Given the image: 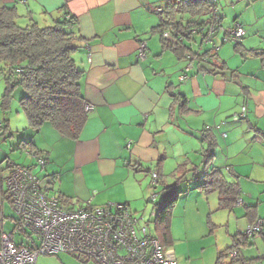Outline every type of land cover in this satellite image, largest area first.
Instances as JSON below:
<instances>
[{"label":"crops","instance_id":"obj_1","mask_svg":"<svg viewBox=\"0 0 264 264\" xmlns=\"http://www.w3.org/2000/svg\"><path fill=\"white\" fill-rule=\"evenodd\" d=\"M24 1L25 4L20 0H0V7L16 8L22 23L32 18L49 24L62 9L77 18L76 30L83 41L74 59L83 72L81 94L94 107L79 139L62 137L48 125L32 138L47 159L41 170L45 175L59 176L51 195L74 202L72 207L116 202L137 210L145 195L154 192L147 186L150 173L144 170L157 172L166 185L168 178L176 179L181 173H176L181 165L184 167L180 171L193 177H203L215 168L224 173L232 171L238 176L239 187L242 180L264 184V67L260 58L244 59L231 45L221 44L223 34H219L216 41L221 44L217 55L221 70L207 73L203 71L204 63L196 58L178 60L173 53L162 50L158 35L152 32L159 24L152 15V0ZM250 25H241L246 32L241 51L263 50L264 34ZM196 38L200 45V36L190 42L195 43ZM140 42L147 47L143 61L136 58ZM187 46L196 52L195 46ZM185 68L187 79L180 82ZM170 92L178 94L180 101L185 99L188 113L180 111V103L172 105ZM242 106L246 107V118L233 122L231 116ZM205 135L215 142L207 169ZM3 156L2 162L7 159ZM187 197L194 203L189 207L178 198L170 223V244L174 248L177 244L179 251L167 249L179 264H216L220 253L240 243L235 236L250 226L249 220L245 218L244 224L237 226L238 210L218 211L216 194L206 196L196 190ZM248 198L247 203L246 198L242 200L243 205L255 206L256 219H264L258 211L260 196L257 204L252 203L253 195ZM186 210L192 216L182 221L179 211ZM223 226L227 233L222 238L217 232ZM230 227L236 231L228 235ZM258 239L264 245V228ZM249 240L244 248L250 247ZM181 247L186 248L184 253ZM241 249L238 252L245 260ZM262 259L264 251L258 258L246 261Z\"/></svg>","mask_w":264,"mask_h":264},{"label":"trees","instance_id":"obj_2","mask_svg":"<svg viewBox=\"0 0 264 264\" xmlns=\"http://www.w3.org/2000/svg\"><path fill=\"white\" fill-rule=\"evenodd\" d=\"M213 8L217 9L216 14H213ZM154 13L158 16L159 24L152 32L158 35L162 50L173 53L178 60L190 61L196 58L199 62L204 63L203 71L207 73H215L217 69L221 70L222 64L218 56H216L218 52L217 54H211L212 49L202 44V29H207L213 25L214 18L218 23V29L221 30L217 35L223 34L222 40L227 36L229 30L235 26L243 29L240 24H234L231 28L224 29L222 27L220 6L217 0H215L214 4L208 0H168L166 7L160 13ZM59 14L55 18L51 17V23L45 25H40L39 22L32 18H27L26 23H22L19 21L21 18L16 8L0 7V73L3 76L5 85L4 93L1 96V108L6 110L14 91L19 87L23 89L24 95L19 100V105L27 119L28 128L32 135L28 141L21 142L19 149L27 151L31 158L36 160L35 167H39L37 165L38 158L43 159L45 165L47 162L46 157L35 147L32 140L33 136L43 126H50L62 137L77 140L80 137L87 116L91 113L85 111V106L88 104L80 89L83 72L76 67L74 59V55L83 41V38L76 30L78 21L66 9H62ZM195 30L198 32L197 36L201 37L199 47L207 48L203 49L202 52L194 53L186 44V42L194 40L195 36L192 35V32ZM164 33H168L167 38L163 37ZM241 41L234 43L233 49L235 52L241 54L244 59L247 57L260 58L264 67V49L260 51H241ZM227 43L230 42L221 44ZM209 54H211V58ZM215 57H217V60L213 62L212 59ZM186 70L187 68L183 70L181 76L187 77ZM169 95L173 100L172 105L180 103V111L188 113L189 110L186 108L185 99L180 101L178 94L171 92ZM4 122L6 124L5 126L0 124V130H6L8 121L5 120ZM205 136L206 140H208V146L204 152V168L207 169L214 155L215 142L213 138L210 139L209 136ZM12 167L19 166L7 163L9 172L6 177L11 172ZM35 167L20 168H25L32 172ZM183 167L184 165H181V167L177 168L176 173L181 172L180 176L176 178V183L170 186L164 185L161 182V176L155 172L159 181L157 188L160 189L161 185L163 188L162 192H159L160 201L152 203L156 214L152 221L147 222V224L151 225L152 222L154 223L158 235V238H154L163 249L168 248L164 246L171 243L170 223L172 212L179 197V193L176 190L177 183L182 181L186 174V172L180 171ZM144 172L150 173L149 176L153 173V171L149 172L148 169H145ZM230 177L233 178L232 181H229ZM193 178L197 180L200 177L194 176ZM202 179L204 182L196 186V189L206 196L216 194L218 211H232L236 206V201L241 200L240 187L237 181L238 176L232 171L224 173L219 169L212 168L204 174ZM0 182L2 184L3 179L0 178ZM6 194L8 195L7 192ZM4 198L11 204L9 195L8 197L2 196L1 200ZM58 198L64 204L69 202L61 196H58ZM72 205H70V208ZM243 206L245 218L249 220L250 225L259 220L256 219L257 208L255 206ZM2 221L5 220L0 213V226ZM207 223L209 228H211L210 216L207 219ZM262 234L263 231L259 236ZM235 238L240 243L234 244L229 249L235 248L238 257L236 261H232L230 264H250L252 261L242 260L238 252L241 245L245 246L250 238L245 235H236ZM76 257L82 258L81 256ZM224 257V253H220L217 256L216 264H222Z\"/></svg>","mask_w":264,"mask_h":264},{"label":"built area","instance_id":"obj_3","mask_svg":"<svg viewBox=\"0 0 264 264\" xmlns=\"http://www.w3.org/2000/svg\"><path fill=\"white\" fill-rule=\"evenodd\" d=\"M208 1L215 3V0ZM20 3L25 4V1L20 0ZM161 11L160 8L156 10ZM216 13L217 9L213 8V14ZM214 20L213 25L202 29V44L212 49L211 54H217L220 46L215 36L221 30ZM192 35L197 36V30ZM244 35V30L235 26L221 41L240 42ZM163 37L167 38L168 33ZM146 50V43L140 42L137 60L145 59ZM216 60L217 57L212 59L213 62ZM186 79V76L179 77L180 82ZM93 110L92 105L85 106L87 113ZM246 113L245 107L240 108L232 116V121L244 120ZM37 165L44 169L45 162L38 158ZM150 177V188L155 189L150 197L153 203L159 196L155 192L159 181L155 172ZM58 178L57 175L40 177L25 168L12 167L3 184L11 198L14 219L9 230H5L6 221L0 226V264H35L39 256L62 253L84 257L94 264H176L173 252L163 249L155 238L148 235V221L145 222L143 215L137 217L121 204H88L70 208L58 196L51 195ZM235 205L242 206V200H237ZM150 213L152 219L154 208ZM263 228L264 220H258L248 226L246 236L260 234ZM236 256L235 251L228 255L229 258Z\"/></svg>","mask_w":264,"mask_h":264},{"label":"rangeland","instance_id":"obj_4","mask_svg":"<svg viewBox=\"0 0 264 264\" xmlns=\"http://www.w3.org/2000/svg\"><path fill=\"white\" fill-rule=\"evenodd\" d=\"M220 6V16L222 18V27L225 28H231L232 26H234V24H240V25H245V27H247L248 24H251L250 26H256V28H259L261 30V33L264 34V0H217ZM168 3V0H152V5L150 6L152 12H153V16L156 20V22L158 23V16L154 13L156 12V10L158 8H160L161 10L164 9L166 7ZM23 9V8H22ZM151 12V13H152ZM40 25H45L42 22L39 23ZM244 29V28H243ZM157 35V34H156ZM152 38L157 39V36H152ZM199 42L200 39L196 38L195 43L193 42H186V44H189L191 47H194V50L197 52L198 49L200 48V51H202L203 49H207L206 47H199ZM226 45H231L232 48L234 47V43H227ZM202 48V49H201ZM4 80H3V76L0 73V124H2L3 126H5V120L8 121L7 123V128L6 130L2 129L0 130V178L3 179V182L1 184L0 182V213L2 214V217L4 218V220L6 221V227L5 230H8V228L10 227V225H12V218H14V212L12 210L11 204L9 203V201L4 198L3 200H1L2 196L4 197H8V195L6 194V187L4 186V177H6L7 173L9 172V169H7V163L9 164H14L16 166L19 167H35L36 166V160L31 158V156L27 153V151H22L19 149V145L21 144L22 141H28L31 137V131L28 128V122L27 119L19 105V100L22 98V96L24 95V91L21 87L17 88L14 93L13 96L10 99L8 108L6 110H3L1 108V96L4 93ZM237 111V110H236ZM238 113V112H237ZM234 115V114H233ZM232 115V116H233ZM232 119V118H230ZM239 122H243V120L239 121ZM238 123V122H237ZM3 134V135H1ZM36 137V136H35ZM35 139V138H34ZM3 155L7 156V160H5L4 162H2L1 160H3ZM200 156V154H198ZM264 155V152H263ZM263 157V156H262ZM264 163V162H263ZM32 172L36 173L38 176L43 177L46 172L44 170H41L39 167H35ZM200 175H202L200 173ZM177 178L179 177V175L176 176ZM203 177H200L197 180H194L193 176L191 173L189 174H185V179H183L182 181L178 182L177 184V192L179 193V197L181 202L183 204H187L190 207V203H194L193 198H188L187 195L191 192H196V186H198L199 184L203 183ZM168 184H166L167 186H170L175 182L176 179H170L168 178ZM143 183V182H142ZM145 183V182H144ZM143 183V184H144ZM146 184V183H145ZM147 186L150 187V180H148V184ZM242 187H240L241 189V196L242 199L245 202V198L247 199L245 203H247V201H249L250 199L248 198L249 195H253L255 201L252 203H256V199L257 197L260 196V203L258 206V211L261 212L262 215H264V184H260V183H251L248 181H244L242 180ZM162 188L163 186H160V189L157 188L155 192L158 191L162 192ZM151 189V188H150ZM4 194V195H3ZM152 195V192H148V194L145 195V198L142 199V201L136 206L137 210L131 209L129 210L130 213L136 215L137 217H140L141 214H144L145 217V222L148 221H152V219L150 218L151 215V211L153 210V204L152 202H150V197ZM196 194V193H194ZM204 194V193H203ZM188 198V199H187ZM215 198V197H214ZM195 199V198H194ZM212 200V199H210ZM160 201V197L157 198L156 202L154 201L153 203H157ZM199 202V200H198ZM116 202H114L115 204ZM70 204H74V202L69 201L67 204L65 205H70ZM118 204V203H116ZM121 205H125L123 203H119ZM107 205V204H106ZM126 206V205H125ZM127 207V206H126ZM128 208V207H127ZM238 207L235 206L234 210H238L239 212V217L237 218V226L241 227V223L244 224V219L245 217L244 215V207H240L241 209H238ZM180 212V218L182 221L185 220H189L190 217L192 216V213L189 210H186L185 212ZM156 214V211H155ZM260 214V215H261ZM261 220V219H259ZM203 222V221H202ZM147 230H148V235L150 237H155L158 238L157 232L155 230V225L152 222L151 225L146 224ZM219 229V228H216ZM247 229V228H246ZM246 229L242 232H239L238 235H245L246 236ZM243 230V229H242ZM235 233V228L234 230H232V228L230 227L229 231H228V235H231L232 233ZM227 233L226 228L223 226L221 228V231L217 232V236H222L225 237ZM248 237V236H246ZM259 237V234L254 235L253 237H248L250 238L249 242H250V247L249 248H244L243 245H241L240 248L243 254V257L245 260H251L252 258H258L260 255L263 254L264 251V245L262 243L261 239L256 240ZM19 239L16 238V241H18ZM230 240V238H229ZM253 243V244H252ZM174 245V244H173ZM232 243L229 242V246H231ZM233 246V245H232ZM231 246V247H232ZM164 247H171V249L178 253L179 248L177 246V244L175 245V248L173 246H171L170 244L164 246ZM182 248V247H181ZM167 249V248H164ZM168 250V249H167ZM182 253H184L186 251V248H182L180 250ZM227 252H225V257L224 259H222L223 264H230V262L232 261H236V258H229L228 255L230 252L235 251V248L232 249H227ZM237 254V252H236ZM83 260V261H82ZM176 261V259H175ZM35 264H94L93 262H91L90 260H86L83 257L82 258H78L76 256H72L70 254H60L57 256H39L37 258V260L35 261ZM176 264H179L178 261H176ZM251 264H264V259L259 260L258 262H251Z\"/></svg>","mask_w":264,"mask_h":264}]
</instances>
